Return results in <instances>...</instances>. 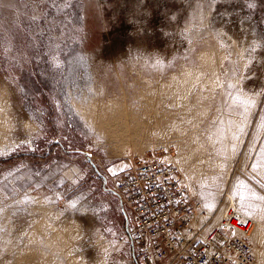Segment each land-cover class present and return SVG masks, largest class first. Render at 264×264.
Wrapping results in <instances>:
<instances>
[{
  "label": "rangeland",
  "instance_id": "rangeland-1",
  "mask_svg": "<svg viewBox=\"0 0 264 264\" xmlns=\"http://www.w3.org/2000/svg\"><path fill=\"white\" fill-rule=\"evenodd\" d=\"M146 160L264 264V0H0V264H133Z\"/></svg>",
  "mask_w": 264,
  "mask_h": 264
},
{
  "label": "built area",
  "instance_id": "built-area-1",
  "mask_svg": "<svg viewBox=\"0 0 264 264\" xmlns=\"http://www.w3.org/2000/svg\"><path fill=\"white\" fill-rule=\"evenodd\" d=\"M123 240L133 264H255L254 221L228 206L219 222L190 201L178 165L140 162L118 181Z\"/></svg>",
  "mask_w": 264,
  "mask_h": 264
},
{
  "label": "bare ground",
  "instance_id": "bare-ground-1",
  "mask_svg": "<svg viewBox=\"0 0 264 264\" xmlns=\"http://www.w3.org/2000/svg\"><path fill=\"white\" fill-rule=\"evenodd\" d=\"M231 205H233V204H231Z\"/></svg>",
  "mask_w": 264,
  "mask_h": 264
},
{
  "label": "snow or ice",
  "instance_id": "snow-or-ice-1",
  "mask_svg": "<svg viewBox=\"0 0 264 264\" xmlns=\"http://www.w3.org/2000/svg\"><path fill=\"white\" fill-rule=\"evenodd\" d=\"M262 199H264V198H262Z\"/></svg>",
  "mask_w": 264,
  "mask_h": 264
}]
</instances>
